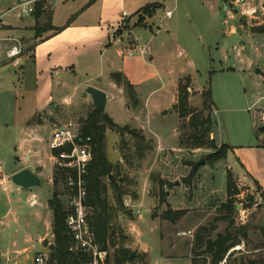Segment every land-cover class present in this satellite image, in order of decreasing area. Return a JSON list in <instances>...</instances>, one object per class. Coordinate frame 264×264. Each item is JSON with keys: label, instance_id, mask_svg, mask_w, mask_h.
<instances>
[{"label": "rangeland", "instance_id": "rangeland-1", "mask_svg": "<svg viewBox=\"0 0 264 264\" xmlns=\"http://www.w3.org/2000/svg\"><path fill=\"white\" fill-rule=\"evenodd\" d=\"M14 5V0H0V16ZM250 5L257 12L253 19H236L237 13L230 10L232 17L226 23L228 15L222 0H169L172 19L163 24L166 28L170 25L179 28L176 40L183 47L187 44L191 48L194 43L193 62L199 73L190 82L188 105L200 110L198 91L209 88L213 103L209 116L213 121L215 144L218 149L222 143H234V154L229 151L225 159L212 162L208 159L212 150L178 148L181 121L174 110L177 96L172 101L171 93L176 68L184 67L185 57L177 60L175 47L168 65L172 71L169 80L153 82L146 91L156 89L151 95L142 92L138 96L134 89L135 105L120 87L122 106L115 98V105L104 111L117 128L105 131V155L118 175L125 178L120 186L125 192L123 203L130 200L136 206L134 211L140 212L139 216L131 210L130 215L119 212L112 221L115 247L109 250L113 254L114 250L125 248L133 253L135 259L127 264H191L197 259L192 251L197 229H208L211 240L225 233L227 223L217 218L222 215L226 202L235 207L230 216L234 223L230 230L243 228L246 238H240L243 251L228 256L226 253L224 264L257 260L264 255L260 233L264 227L261 196L264 192L257 186L258 183L264 191V34H258L264 32V12L256 0H251ZM0 20V25L14 27L33 19L21 20L14 13ZM190 32L196 43L187 38ZM15 45L19 55L23 49L20 42ZM81 96L56 109L49 107L33 118L32 123L44 125L37 128L39 141L36 142L40 143L31 145L34 152L40 153L44 170L39 178L41 186L28 190L10 182L12 173L22 165L19 145L28 136L13 124V109L3 105L0 172L5 185L0 188V264H31L35 252L49 253L51 212L47 202L53 192L54 168L48 162L46 143L52 129L80 128L79 120L85 118L92 107L91 101H83ZM129 132L137 134L144 143ZM16 158L20 159V164ZM201 160L204 165L196 167ZM226 173L232 175L236 191L230 200L226 194ZM103 185L109 204L115 208L116 196L107 179H103ZM56 189L62 192V183ZM167 208L186 214L173 225L161 219ZM205 260L208 264L210 257L205 256Z\"/></svg>", "mask_w": 264, "mask_h": 264}, {"label": "crops", "instance_id": "crops-1", "mask_svg": "<svg viewBox=\"0 0 264 264\" xmlns=\"http://www.w3.org/2000/svg\"><path fill=\"white\" fill-rule=\"evenodd\" d=\"M222 2L228 15L227 23L232 15L225 1ZM153 4L159 9L151 18L140 20L138 12ZM168 5L169 0L58 1L52 4L48 13L51 26L59 31L47 32L39 39L34 38L33 16H29L32 21H23L14 27L0 25V118L3 105L11 107L15 119L13 124L28 136L18 148L22 153V165L12 174L28 169L40 178L43 173L40 153L31 147L40 143L36 142L39 141L37 128L44 125L32 123L40 112L69 104L78 95H82L83 101L90 102V98L83 96L87 87L105 93V111L115 105V98L122 106L123 90L109 79L111 74H122L139 96L156 80H169L172 71L168 65L175 47L177 60L185 58L184 67L176 68L172 101L177 96V83L181 79L194 80L199 73L193 62L195 45L183 47L176 40L179 28L163 26L164 21L172 19ZM73 16L75 18L67 25ZM235 18L240 16L237 14ZM44 20L45 16L39 21ZM187 38L196 43L191 32ZM17 42H20L23 52L8 58L7 54L12 49L17 51ZM155 90L146 93L151 95ZM201 90L197 91L200 93ZM213 132L211 136L215 140ZM224 144L231 148L229 153L234 154V143L228 141ZM16 159L20 164V159ZM48 162L52 168L49 158ZM257 186L264 192L258 183Z\"/></svg>", "mask_w": 264, "mask_h": 264}, {"label": "trees", "instance_id": "trees-1", "mask_svg": "<svg viewBox=\"0 0 264 264\" xmlns=\"http://www.w3.org/2000/svg\"><path fill=\"white\" fill-rule=\"evenodd\" d=\"M159 9L157 5H149L140 10V20L144 18H151L155 11ZM35 20V26L33 27L34 38L39 39L43 34L47 32H57L59 30L54 29L50 24L49 13L44 11L41 3L35 6L34 13L32 14ZM45 16L44 22H40L41 17ZM74 18L71 17L67 21V25ZM143 23V21H140ZM264 34V32L258 33ZM109 79L118 87H122L126 93L129 102L132 105L136 103V96L134 93V87L126 80V78L120 73H113L109 76ZM190 87V79L183 78L177 84V104L174 110L177 113L178 119L181 121L179 127L178 148L184 150H212L213 153L208 156V159L212 162L220 161L226 158V155L231 148L225 144H221L217 149L214 139H210L212 134L213 121L209 114L213 108L211 100V92L206 86L203 88L199 97L201 100V109H192L188 105L189 95L188 88ZM208 112V115H204ZM80 130L83 137L90 138L92 146V161L88 167L86 176L87 185V205L93 210L91 217L92 230L96 236L97 242L103 249H110L115 247V232L112 221L117 217L119 212H125L128 215L131 213L126 211L123 206V196L125 192L122 191L121 185L125 182V178L118 175L116 169L108 162L105 155V131L108 128L114 127L109 117L101 112L95 111L93 106L86 114L85 118L80 120ZM117 129V128H116ZM127 132V130H122ZM129 134L144 143V140L137 134L129 132ZM55 154L57 152H54ZM63 173L59 170L53 171L52 184L53 192L51 198L47 202V208L51 212V235L52 242L47 247L50 254L49 264H83L87 261L85 256L73 257L69 254L70 248V236L65 225V211H64V199L63 193L58 192L56 187L59 183H62ZM103 179H107L109 186L114 191L116 196V207L113 208L107 199L106 188L103 185ZM226 194L230 200L236 195L235 187L232 184V175L226 173ZM264 201V193L261 194ZM235 207L231 202H226L222 206V215L217 220L226 222L228 227L224 234H218L214 240L209 238L210 231L206 228H199L194 235L193 253L195 258L191 261V264H207L205 256L210 257L208 264H219L228 250L233 246L240 243V238H246V232L243 228L234 229L231 231L230 227L234 225L230 219ZM185 211L173 212L167 208L161 215V219L170 224H176L183 216ZM261 236L264 244V227L261 228ZM122 241V239H121ZM123 242V241H122ZM131 252L125 248L114 250L111 254L112 264H127L132 262L135 257H130ZM239 264H264V255L258 257L257 260H241Z\"/></svg>", "mask_w": 264, "mask_h": 264}, {"label": "built area", "instance_id": "built-area-1", "mask_svg": "<svg viewBox=\"0 0 264 264\" xmlns=\"http://www.w3.org/2000/svg\"><path fill=\"white\" fill-rule=\"evenodd\" d=\"M58 1L62 0H14L15 5L0 16V19L14 13L18 18L32 16L35 6L39 3L42 4L44 11L50 12L52 4ZM223 1H225L229 11L234 10L240 17L252 18L257 13L256 9L250 5L251 0ZM256 1L259 8L264 12V0ZM166 15L168 16L169 13ZM122 16L125 17V14L123 13ZM16 55L18 52L12 49L7 57L12 58ZM46 144L52 167L54 170L63 173L62 198L64 199L66 214L65 225L70 236L69 254L75 258L85 256L87 261L83 264H112L110 250L103 249L96 240L91 226L93 210L87 205L86 176L92 161L90 138L83 137L79 127H58L51 130ZM4 185L5 178L1 176L0 172V188ZM123 206L126 210H131L134 215H140L138 210L134 211L136 206L132 205L130 200L124 201ZM48 237L50 240L53 239L52 235ZM50 244L51 242L48 243V246ZM243 248V244H237L228 250L227 256L243 251ZM49 260L50 254H43L42 252H35L30 259L31 264H49ZM224 263L225 260L220 264Z\"/></svg>", "mask_w": 264, "mask_h": 264}, {"label": "water", "instance_id": "water-1", "mask_svg": "<svg viewBox=\"0 0 264 264\" xmlns=\"http://www.w3.org/2000/svg\"><path fill=\"white\" fill-rule=\"evenodd\" d=\"M258 73V70L255 71ZM84 97L90 98L91 104L95 111H101L104 113L106 105V95L105 93L92 88L87 87L83 94ZM204 165V161H200L196 164V167ZM10 182L17 188L28 190L31 188H38L41 186V181L38 178L37 174L31 172L28 169L20 170L10 176ZM0 251V257H1ZM130 257L133 258L134 254L131 253Z\"/></svg>", "mask_w": 264, "mask_h": 264}]
</instances>
